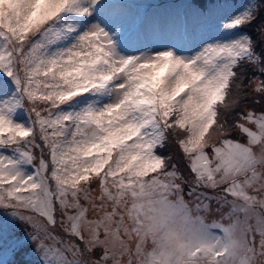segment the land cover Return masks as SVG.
I'll use <instances>...</instances> for the list:
<instances>
[{"label":"snow or ice","instance_id":"6c2138e0","mask_svg":"<svg viewBox=\"0 0 264 264\" xmlns=\"http://www.w3.org/2000/svg\"><path fill=\"white\" fill-rule=\"evenodd\" d=\"M0 212L39 264H264V0H0Z\"/></svg>","mask_w":264,"mask_h":264},{"label":"rangeland","instance_id":"374dc122","mask_svg":"<svg viewBox=\"0 0 264 264\" xmlns=\"http://www.w3.org/2000/svg\"><path fill=\"white\" fill-rule=\"evenodd\" d=\"M162 1L163 0H159ZM146 3H150L152 5H157L158 2L156 0H144ZM236 5V7H240L243 3V0H237L233 1ZM169 4V3H164ZM244 31L252 32V29H244ZM251 103H249V107H251ZM256 110L259 111V106H256ZM169 153V150H168ZM172 155H176V150L171 147V153ZM0 225L5 226V239L3 241V245L0 246V261L3 262V264H39V261L37 259V254L32 251V247L27 244L26 237L24 235L26 226L17 222H14L10 220V218L0 212ZM63 235V233H61ZM19 241L20 244L23 246L21 251H18L17 253L13 254L11 251L12 246L16 244V242Z\"/></svg>","mask_w":264,"mask_h":264},{"label":"trees","instance_id":"16d2710c","mask_svg":"<svg viewBox=\"0 0 264 264\" xmlns=\"http://www.w3.org/2000/svg\"><path fill=\"white\" fill-rule=\"evenodd\" d=\"M157 2H158V4L157 5H155V6H159L160 8H163V7H165V6H167V5H170V4H177V3H179L180 2V0H163L162 1V3H161V1H159V0H156ZM233 1H237V0H233ZM169 3V4H165V5H163L164 3ZM252 107V106H251ZM169 154L171 153V146L169 147Z\"/></svg>","mask_w":264,"mask_h":264}]
</instances>
